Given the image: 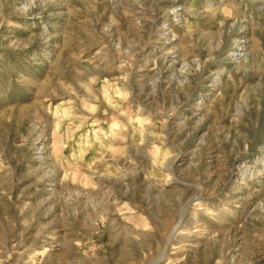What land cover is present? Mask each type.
Wrapping results in <instances>:
<instances>
[{"label": "rangeland", "instance_id": "obj_1", "mask_svg": "<svg viewBox=\"0 0 264 264\" xmlns=\"http://www.w3.org/2000/svg\"><path fill=\"white\" fill-rule=\"evenodd\" d=\"M0 264H264V0H0Z\"/></svg>", "mask_w": 264, "mask_h": 264}]
</instances>
